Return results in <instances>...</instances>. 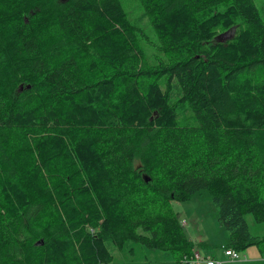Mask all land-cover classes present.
<instances>
[{
    "label": "trees",
    "instance_id": "obj_1",
    "mask_svg": "<svg viewBox=\"0 0 264 264\" xmlns=\"http://www.w3.org/2000/svg\"><path fill=\"white\" fill-rule=\"evenodd\" d=\"M139 4L0 0V264H109L104 243L127 240L186 264L170 202L195 197L225 247L264 251L244 217L264 222V17Z\"/></svg>",
    "mask_w": 264,
    "mask_h": 264
},
{
    "label": "rangeland",
    "instance_id": "obj_2",
    "mask_svg": "<svg viewBox=\"0 0 264 264\" xmlns=\"http://www.w3.org/2000/svg\"><path fill=\"white\" fill-rule=\"evenodd\" d=\"M120 1L131 20H137L143 14L139 0ZM253 5L258 16L264 17V0H253ZM148 31L151 33L150 28H148ZM234 31L235 27L232 26L231 30L227 29L217 33L215 38L219 41H225L226 38L233 37ZM170 203L172 210L178 215L182 223L184 232L194 243L195 251L199 253L209 251L211 254L218 255L222 249V242H219L222 239L219 228L222 227H219L217 221V207L211 201H203L196 197L189 200L173 199ZM244 217L252 235H264V222L258 221L252 212H245ZM225 232L228 236V231L225 230ZM208 237L215 240L213 243L216 246H210L207 249L200 245V242L205 241ZM104 244L111 254L109 264H176V255L168 250L147 247L130 240L122 242L120 246L113 244L111 241ZM236 252L239 253L240 258L234 261H237L238 264H264V251H261L257 245L253 244L245 250H237Z\"/></svg>",
    "mask_w": 264,
    "mask_h": 264
},
{
    "label": "built area",
    "instance_id": "obj_3",
    "mask_svg": "<svg viewBox=\"0 0 264 264\" xmlns=\"http://www.w3.org/2000/svg\"><path fill=\"white\" fill-rule=\"evenodd\" d=\"M237 250L229 247V248H224L222 251L225 256L230 257L233 260H237L240 258L239 253L236 252ZM193 255L189 259H185L184 262L186 264H215L214 258H212L209 255H204L199 253L198 251L192 252Z\"/></svg>",
    "mask_w": 264,
    "mask_h": 264
},
{
    "label": "crops",
    "instance_id": "obj_4",
    "mask_svg": "<svg viewBox=\"0 0 264 264\" xmlns=\"http://www.w3.org/2000/svg\"><path fill=\"white\" fill-rule=\"evenodd\" d=\"M219 227H222V228H219L220 233L222 234V239H221V241H219V242H222L221 243V248H222V246H224L228 242V239H227L228 236H227V232H225V230H224V227L221 225ZM211 239H212L211 237H208V239H206L205 241H207L212 247L216 246V244L213 243V242H215V240H213V239L211 240ZM207 249H209V247ZM202 254L209 255V256L213 257L215 262H216L215 264H238L237 261H234L230 257L225 256L224 253L222 252V249L219 251L218 255H214L213 253L211 254V253H209V251H205Z\"/></svg>",
    "mask_w": 264,
    "mask_h": 264
},
{
    "label": "water",
    "instance_id": "obj_5",
    "mask_svg": "<svg viewBox=\"0 0 264 264\" xmlns=\"http://www.w3.org/2000/svg\"><path fill=\"white\" fill-rule=\"evenodd\" d=\"M22 87H20V89H21Z\"/></svg>",
    "mask_w": 264,
    "mask_h": 264
}]
</instances>
